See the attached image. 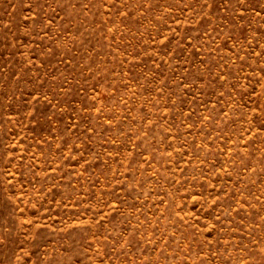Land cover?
<instances>
[{
    "label": "rangeland",
    "instance_id": "374dc122",
    "mask_svg": "<svg viewBox=\"0 0 264 264\" xmlns=\"http://www.w3.org/2000/svg\"><path fill=\"white\" fill-rule=\"evenodd\" d=\"M0 264H264V0H0Z\"/></svg>",
    "mask_w": 264,
    "mask_h": 264
}]
</instances>
